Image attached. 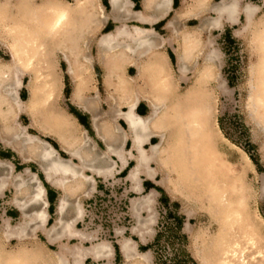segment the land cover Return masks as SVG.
<instances>
[{"label":"bare ground","instance_id":"1","mask_svg":"<svg viewBox=\"0 0 264 264\" xmlns=\"http://www.w3.org/2000/svg\"><path fill=\"white\" fill-rule=\"evenodd\" d=\"M73 2L71 5L68 0H0V45L7 48L10 56L9 61L0 58V140L22 156L24 162L29 158L36 160L45 180L63 191L56 222L48 228L47 191L39 175L28 167L15 172L10 163L0 160V193L12 187L15 193L13 204L24 216L16 227L5 223L0 228V264H29L31 254L27 249L11 251L5 244L13 240L25 244L28 239H38V232L45 235L49 244H59L60 249L50 257L33 255L35 264H71L69 255L73 256L74 264H83L84 258L90 254L95 260L113 257L114 248L109 243H98L87 249L63 243L65 239H85V235L76 228L77 221L84 214L82 203L78 200L73 202L71 209L74 215L67 218L65 214L70 208L67 198L73 196L82 183L94 182L85 170L93 173L110 171L114 167L112 156L115 155L126 163L128 158H122V152L128 140H131L135 151H129V158L134 162L129 174L131 180L139 181L140 174L154 179L161 172L162 176L155 182L170 196L181 195L186 204L194 198L188 190L191 187L198 191L202 205L208 208L216 224L214 233L202 237V247L194 253L193 257L200 264H264V218L250 209L253 193L247 182L249 165L253 163L240 147L230 143L243 153L248 165L241 163L237 155L225 146L223 140L228 142L229 139L222 135L212 98L205 87L211 77L210 68L217 56L215 52L206 54L202 63H192L197 72L191 87L183 95L176 93L174 82L166 77L167 95L173 97L174 109L177 108L168 116L171 103L165 102L162 96H156L154 89L156 83L163 80L162 75L167 73L160 51L163 42L156 41L154 29L135 25L132 30H127L122 24L100 36L96 42L100 59L107 55L111 58L131 56L147 59L146 64L133 61L132 66L136 65L139 76L152 90L147 95L151 108L148 115L137 113L138 97L127 104L126 110L108 115L103 134L100 133L107 152H99L75 116L58 105L63 86L56 56L61 54L67 66L66 74L73 81L71 101L86 111L91 109L94 100L85 96L87 79L84 78V63L92 62L91 56L86 54L88 37L109 18L104 13L101 0ZM110 2L114 11L120 9L122 2L129 5V0ZM195 3L199 6L200 0H195ZM171 5L172 0H160L156 5L160 13L151 17L147 12L152 8V2L144 0L143 10L135 12V15L141 24L153 25L166 16ZM239 5L240 0H222L210 8L216 16L202 20V23L220 27L223 20L238 23L243 16L246 22L237 34L253 32L256 86L249 97V104L260 127L264 125V17L258 22L256 14L259 7L247 5L240 8ZM127 12V15L134 13L132 10ZM114 19L120 21L121 14H115ZM193 36L197 37L195 32H182L184 44L174 51L177 70L184 78L190 70L187 55L200 44L197 38L194 48L190 45ZM151 70L154 71L153 76ZM27 74L29 81L25 83ZM22 89L28 92L26 99L21 97ZM21 115L27 116L30 124H21L18 121ZM96 116L93 115L94 126L99 133ZM118 119L126 122L127 129L118 124ZM31 129L56 139L71 158H62L50 142L33 135ZM153 137L159 140L150 142ZM171 162L175 170L170 166ZM152 164H156V168ZM156 193L152 191L145 198L133 200V208L149 204L150 197ZM185 215L189 218L193 211L186 210ZM145 225L140 221L138 226ZM139 227L134 229L139 230ZM141 239L145 240L144 237ZM119 246L127 264H136L139 259L148 260V254L140 253L130 238L120 240Z\"/></svg>","mask_w":264,"mask_h":264},{"label":"rangeland","instance_id":"2","mask_svg":"<svg viewBox=\"0 0 264 264\" xmlns=\"http://www.w3.org/2000/svg\"><path fill=\"white\" fill-rule=\"evenodd\" d=\"M101 1L107 15H110L111 9L108 0ZM133 1L135 9L140 10L142 8V1ZM220 1L205 0V6L196 8L193 6L195 3L194 0H174V10L168 20H171L176 13H179V19L176 21L178 30H174L172 27L166 28V21L155 26V29L165 41L163 51L168 56V62L173 71L175 91L179 95H183L188 91L197 72L196 67L192 66L191 63L188 65L190 70L185 79L177 70V62L173 50L179 47L182 32H195L199 38L200 45L206 44L203 47V51H214L217 55L215 64L211 65V77L205 87L212 98L215 118L222 131V135L227 140L229 139L228 142L223 140L225 141V146L234 155H237L241 163L248 165L243 153L237 148H234L230 143L240 147L248 154L253 163L252 166L249 165L250 173L247 179L248 185L253 193L250 209L264 218V191H262L264 180V125L259 127L256 124V118L251 114L252 109L249 104V97L256 86L255 77L253 76V70L256 66L253 32L246 31L240 35L237 34V31L242 30L246 22L243 16L240 17L239 22L235 25L225 23L221 29L212 31L206 28L200 29V19L213 16L207 9L208 5ZM247 5L260 8L256 14V19L259 22L264 17V0H240V8L246 7ZM197 12H200L199 16L194 15ZM133 24H135L133 20L127 21L129 28ZM116 25V22L108 19L104 27L95 34V37L101 33L113 30ZM90 54L93 55V63L90 66L87 65L84 70V78L86 77L87 79L85 95L95 97L97 94L99 96V108L101 112H104L109 107L107 97L113 89L105 82V68L101 61L96 58V48L93 42L90 43ZM0 58L3 61L10 60L7 48L1 45ZM56 59L58 68L60 69V75L62 74L63 86L61 96L58 99V103L60 102L58 105L78 117L79 122L86 129L87 134L96 142L99 150L104 151L105 145L96 137L91 129V116L71 102L73 82L65 74L66 64L62 61L61 54L58 53ZM196 59H198L197 61L199 63H202L200 56ZM129 68L130 66H127V73L130 76H135L136 70L131 68L128 71ZM181 77L182 79H180ZM28 81L29 75L27 74L25 83ZM136 85L138 89L145 88V85L141 82H137ZM21 97L23 99L28 97L26 89L21 91ZM167 98L168 104L171 103L169 104L168 116H171L174 114V111H177V108L174 109L173 97L168 94ZM148 112L149 108L143 101L140 107V113L146 115ZM18 121L24 125L29 124V120L25 115H21ZM120 124L125 128L122 122ZM31 133L43 137L59 149V146L53 139L42 136L38 131L31 130ZM156 141L154 140V142ZM127 147L130 148V146ZM60 153L66 157L64 153ZM0 160L12 163L15 172H22L28 167L31 171L38 173L43 178L39 165L32 162H23L15 152L5 147L1 142ZM115 163H117V160H115ZM172 164L171 162L170 166ZM132 165L133 162L130 161L126 169H122L123 171L115 173L108 179L97 178L96 188L91 195L88 198L80 197L84 209V216L77 222L76 228L90 238L88 240L78 238L72 240L65 239L63 243L78 248H90L92 245L104 242L113 246L114 257H112L111 263L109 257H105L100 260L86 258L83 260V264H127L119 246V241L124 238H131L136 242L137 250L140 253L148 254V260L146 262L139 259V261H136V264H156L157 255L161 261L166 260L168 263L172 259V262L176 260L180 264H200L193 257L194 253L202 247L201 238H206L214 233L216 223L212 221L208 208L202 205L203 201L197 193L198 191L189 187L188 190L194 198L185 204L181 195L176 197L169 196L163 188L143 177V191L137 194L133 191V182L127 179ZM119 166L120 164L116 167ZM172 169L175 170V166ZM45 187L47 189V198L50 202L47 223L48 228H50L57 219L56 207L61 193L48 184H45ZM152 189L158 192L155 196L152 209L149 211L142 209L138 214H135L132 209L131 200L134 198H144ZM14 196L15 193L11 187L3 191V194L0 195V228L5 223L16 227L23 221L22 213L12 203ZM175 204H179V208H175ZM34 208H37V206ZM168 208L170 211L167 210ZM177 209L186 218L183 233L187 236V240L179 238V231L176 228L174 219L169 216V212H175ZM186 210H192L193 215L188 218L185 215ZM150 218L153 219L152 222H150ZM140 221L146 225L139 227ZM168 222H174L172 225L173 230L171 231L166 228ZM187 224L188 226H186ZM134 227L143 229L142 231L145 233L146 238L144 241L133 233L132 230ZM158 232L162 233L159 243L155 244L151 249H142L154 243ZM37 235L38 239H28L25 244H20L13 240L12 242H7L5 246L7 250L11 251L19 248L27 249L31 254V257L28 258L29 264H35L32 259L33 255L36 256V254H39L44 257H50L53 252L60 249L59 244H49L42 232H38ZM181 249L190 254L194 263L191 261L182 262V260H185V256ZM46 254L49 255L47 256ZM70 257L71 255H69V259Z\"/></svg>","mask_w":264,"mask_h":264},{"label":"crops","instance_id":"3","mask_svg":"<svg viewBox=\"0 0 264 264\" xmlns=\"http://www.w3.org/2000/svg\"><path fill=\"white\" fill-rule=\"evenodd\" d=\"M142 2H141V5H142V8L139 10V9H135V5H134V1L133 0H129V5H125V2H122V4H121V7H120V9L119 10H116V11H114L113 10V8H112V6H111V2H110V0H108V4H109V6H110V9H111V13H110V15H107V13H106V11H105V7H104V5L102 4V1H101V4L103 5V7H104V13L108 16V18L110 19V20H112V21H114V22H116V26H115V28L113 29V30H111V31H108V32H112V31H114L115 29H116V27L117 26H120V25H124L125 26V28L127 29V30H132V28H133V26H139V27H142V28H147V29H154V31L156 32V36H155V38H156V41L157 42H163V47L160 49V51H161V55H162V57H163V60L165 61V63H166V68H167V73L166 74H163L162 75V78H163V80H161V83H156V85H155V88L154 89H156V96H162V97H164V99H165V102H166V100H167V103H168V95H167V92H168V89H169V87H168V83H167V78L166 77H168L169 79L168 80H172V82H174V76H173V71H172V69H171V66H170V63L168 62V56L166 55V53H164V51H163V48H164V44H165V41H164V39L160 36V34L159 33H157V31H156V29H155V26H157V25H159V24H161L162 22H165V27L166 28H174V30H178L177 29V27H176V24H177V20L179 19V13H176L175 15H174V17L171 19V20H168V18L170 17V15H171V13H172V11L174 10V0H172V5H171V9H170V11L166 14V16H164L161 20H159L158 22H156L155 24H153V25H151V24H141L138 20H137V18H136V15H135V12H139V11H142L143 10V5H144V0H141ZM159 1L160 0H151V2H152V8L147 12L151 17H154V16H157L160 12L156 9V5L159 3ZM186 1V0H185ZM222 1V0H221ZM220 1V2H221ZM68 2L71 4V5H73L74 4V2H73V0H68ZM194 2H195V0H194ZM220 2H216V3H212V4H209L208 5V11L210 12V13H212L213 14V16L212 17H215L216 15H215V13L213 12V11H211L210 10V8L212 7V6H215V5H217L218 3H220ZM197 3V2H196ZM196 3H194V7H196V8H202L203 6H205V0H200V4H198L199 6H197V4ZM239 7H240V5H239ZM127 10H132L134 13L131 15V13L129 12V14L127 15ZM115 14H117V15H119L120 16V14H121V20L120 21H116L115 19H114V15ZM195 16H199L200 15V12H197L196 14H194ZM177 16V17H176ZM212 17H210V18H212ZM176 18V19H175ZM206 19H209V18H201L200 19V27L201 26H203L202 28H206L207 30H217V29H221L223 26H224V24L225 23H228V24H231V25H235L236 23H232V22H230V21H228V20H223L221 23H222V25L220 26V27H213V26H209V25H206V24H208V23H202V20H206ZM108 20V19H107ZM107 20L106 21H103L101 24H99L98 25V27L97 28H95V30L93 31V33H92V35L90 36V37H88V53H86L87 55H90L91 56V58H92V62H89V63H84V67H86L87 65L88 66H90V65H92V63H93V55H91L90 54V43L91 42H93V44H94V46H95V48H96V42H97V40L100 38V36H102L104 33H101L100 35H98L97 37H95V34L96 33H98L103 27H104V25H105V23L107 22ZM130 20H133L134 22H135V24H133L132 25V27L131 28H129L128 27V25H127V21H130ZM173 21V23H171ZM202 28H200V29H202ZM108 32H105V33H108ZM175 32H177V31H175ZM183 32H189V33H193L192 31H183ZM179 36V35H178ZM181 36V35H180ZM193 39H192V43L190 44L193 48H194V46H195V40H197V38L198 37H195V36H193L192 37ZM198 40H199V38H198ZM183 45L184 44V40L182 39V37H181V43L179 44V45ZM206 46V44H202V45H200L199 44V48L197 47L196 49H191L190 50V52H189V54L187 55V57H188V59H186V61H188V63L190 64L191 63V65H192V63H194V62H199V61H197L198 59H196V58H199V56H200V58H201V61H202V59H203V57L206 55V54H208V53H210L211 51H203L204 50V48L203 47H205ZM175 51V48H174V50H173V54L175 55V57H176V62H177V56H176V53L174 52ZM98 51H97V48H96V58L97 59H99L100 61H101V63L103 64V67L105 68V82H106V84L107 85H109V87L110 88H112L113 89V91L112 92H110L109 93V95H108V97H107V102H108V105H109V107H108V109L106 110V111H104V112H101V110H100V108H99V96L96 94V96L95 97H89V96H86V97H88V98H91V100L93 99L94 101H92L93 102V104L91 105V109H89V110H84L83 108H82V106H80L79 104L77 105L76 103H74V102H72L74 105H76L77 107H79V108H81L83 111H85V112H87L90 116H91V129H92V131L95 133V135H96V137L105 145V150L104 151H100L99 150V148H98V146H97V144H96V142L91 138V136L89 135V134H87V131H86V129H84V127L82 126V124L79 122V119H78V117H76L75 115H73L71 112V114L73 115V116H75V118L77 119V121H78V123L81 125V128L83 129V131L86 133V135L91 139V141L96 145V147L98 148V150H99V152H107V147H106V143H105V141H104V139L102 138V136L100 135V133L101 134H103V127H104V124H106L107 123V118H108V115L111 113V112H116V111H118V110H122V111H124V110H126V106H127V104L129 103V102H131L135 97H138L139 98V101H138V104H137V106H136V111H137V113L139 114V115H141V116H146V115H148L149 114V112L151 111V108H150V104H149V100H148V97H147V95L149 94V93H151V86H149L146 82H144L143 80H142V78L139 76V74H138V70H137V67H136V65L135 66H132V63H133V61H136V64H146L147 63V59L146 58H133V57H131V56H122V57H114V58H111L109 55H107V56H104L102 59H100V58H98V53H97ZM195 53H196V55H197V57H196V55H195ZM196 57V58H195ZM216 58H217V56H216ZM216 58L214 59V64H215V61H216ZM63 61V60H62ZM194 61V62H193ZM64 62V61H63ZM65 63V62H64ZM66 64V63H65ZM127 66H130V68L128 69V71H130V69L131 68H134L135 70H136V75L135 76H130L129 75V73H127ZM193 66V65H192ZM66 70H67V66H66ZM66 70H65V74H66ZM151 72H152V70H151ZM153 73H154V71L151 73V76H153ZM67 75V74H66ZM168 75V76H167ZM68 76V75H67ZM70 79H71V77L70 76H68ZM186 78V77H185ZM184 78V79H185ZM26 79V78H25ZM180 79H182V77L180 78ZM72 80V79H71ZM25 81V80H24ZM73 82V81H72ZM137 82H141L142 84H144L145 85V88L144 87H142V88H137L136 86V83ZM175 84V83H174ZM175 86V85H174ZM23 90V89H22ZM21 90V91H22ZM20 91V92H21ZM71 95H72V93H71ZM145 102L146 104H147V106H148V108H149V112L146 114V115H143L144 113H140V107H141V105H142V102ZM94 114H97V124H98V127H99V133L97 132V130H96V128H95V126H94V117H93V115ZM27 117V116H26ZM19 118H20V116H19ZM28 118V117H27ZM20 120V119H19ZM28 120H29V124H30V119L28 118ZM117 122H118V124L122 127V125L120 124L121 122L125 125V128L124 127H122L123 129H127V124H126V122L124 121V120H121V119H118L117 120ZM24 125V124H23ZM32 130V129H31ZM31 130H30V132H31ZM35 131V130H34ZM41 137V136H40ZM45 137V136H44ZM42 139H44L43 137H41ZM46 138H48V137H46ZM44 140H46V139H44ZM55 142H56V144L59 146V149H57L51 142V144L54 146V148L57 150V152H58V154L62 157V158H65V159H69V158H71L70 156H69V154L66 152V150L63 148V146H62V144L60 143V142H58L56 139H53ZM154 140H159V138H156V137H153V138H151V140H150V142H152V143H156V142H154ZM46 141H48V140H46ZM0 142H1V140H0ZM49 142V141H48ZM2 143V142H1ZM127 146H130V148H128ZM6 147V146H5ZM7 148H10V150H12L13 152H15L16 154H17V152L13 149V148H11V147H7ZM124 150H123V152H122V158H124V159H127L126 160V163L121 159V157L120 156H112V162H113V165H114V167H112L111 168V170L110 171H107V172H102V173H93L92 171H90V170H85V173L87 174V175H90V176H92L93 178H94V182H90V183H82V185L76 190V192H75V194L73 195V196H70V197H68L67 199H68V207H70L69 208V210L67 211V213L65 214V217H67V218H71L73 215H74V213H73V211H72V209H71V207H72V205H73V202H75L76 200H78V201H80L81 202V200H80V197H83V198H88L90 195H91V193L95 190V188H96V184H97V181H96V179L97 178H101V179H108V178H110L111 176H113L115 173H119V172H121V171H123L124 169H126L127 167H128V165H129V163H130V161H132L133 162V160H131L130 158H129V155H130V153H129V151H132L133 153H135V151L134 150H132V143H131V140H128L127 141V143H126V145L124 146V148H123ZM60 152H62V153H64L65 155H66V157H64V156H62V154L60 153ZM18 155V154H17ZM22 160H23V157L22 156H20V155H18ZM27 156H29V154H27ZM115 160H117V163H115ZM72 161H74L75 163H78V160L77 159H75V158H72ZM23 162H24V160H23ZM27 162H32V163H35V164H37V165H39L38 164V162L36 161V160H32V158H29V160L27 161ZM27 162H25V163H27ZM12 166H13V164L12 163H10ZM120 164V166L119 167H116L117 165H119ZM133 164H134V162H133ZM154 165H155V167H154ZM152 166L154 167V168H156V164H152ZM14 168V167H13ZM123 169V170H122ZM131 169V168H130ZM38 174V173H37ZM129 174H130V170H129V172H128V176H127V179H128V181L130 180L131 182H133V191H135L137 194H140L142 191H143V184H142V180H143V177H145L148 181H150L151 183H154V184H156V180L158 179V178H160L161 176H162V173L161 172H159L156 176H155V178L154 179H151V178H148L145 174H140V176H139V181H133V180H131L130 178H129ZM39 175V174H38ZM161 175V176H160ZM39 178L42 180V182H43V185L45 186V184H48V185H50L46 180H45V177L43 176V178H41L40 177V175H39ZM157 185V184H156ZM51 186V185H50ZM158 186V185H157ZM159 187H161V186H159ZM12 188V187H11ZM46 188V187H45ZM54 188V187H53ZM161 188H163V187H161ZM6 189H8V188H6ZM6 189H4V190H2V192L0 193V195L1 194H3V191H5ZM55 189H57V188H55ZM57 190H59L60 191V193H61V195H60V197H59V200H58V204H57V207H56V214H57V208H58V206H59V204H60V201H61V198H62V196H63V191L62 190H60V189H57ZM163 190L168 194V192H167V190L165 189V188H163ZM46 191H47V189H46ZM152 191H155V192H157L156 190H154V189H152L145 197H147ZM158 194V192L156 193V194H154L152 197H150V203L149 204H144V206H139V208H137V209H134L133 208V205H132V201L133 200H139V199H141V198H134V199H132L131 200V205H132V209H133V211H134V213L135 214H138V212L140 211V210H142V209H146V210H151L152 209V206H153V204H154V201H155V196ZM169 196H170V194H168ZM144 197V198H145ZM14 199V198H13ZM152 199V200H151ZM47 201H48V203H49V205H50V202H49V200H48V198H47ZM12 203H13V200H12ZM82 203V202H81ZM16 207V206H15ZM17 208V207H16ZM148 208V209H147ZM18 209V208H17ZM48 209H49V206H48ZM18 211H20L19 209H18ZM21 212V211H20ZM49 214V213H48ZM23 215V214H22ZM68 216H70V217H68ZM83 216H84V214H83ZM24 217V216H23ZM58 217V216H57ZM49 218V217H48ZM83 218V217H82ZM81 218V219H82ZM151 219V221L153 220L152 218H150ZM79 221V220H78ZM77 221V222H78ZM77 224V223H76ZM133 233L135 234V235H138L140 238H142V237H144L145 238V233H143V236H141V230L139 229V230H135L134 228H133ZM90 237L89 236H86L85 235V239H81V240H88ZM72 239H77V238H72ZM72 239H70V240H72ZM131 239V238H130ZM146 239V238H145ZM134 241V240H133ZM10 242H12V241H10ZM135 242V241H134ZM136 243V242H135ZM91 248V247H90ZM85 249H87V248H85ZM121 250V249H120ZM122 253V252H121ZM113 257H114V255H113ZM86 258H92V259H94L93 257H92V254H90V255H88V256H86L84 259H86ZM70 259H71V264H74V258H73V256L71 255V257H70ZM109 260H110V263H111V260H112V257L110 258L109 257Z\"/></svg>","mask_w":264,"mask_h":264},{"label":"trees","instance_id":"4","mask_svg":"<svg viewBox=\"0 0 264 264\" xmlns=\"http://www.w3.org/2000/svg\"><path fill=\"white\" fill-rule=\"evenodd\" d=\"M175 208H179V204H175ZM167 210L170 211L169 208ZM169 216L174 219V222L176 224V228L179 231V238L187 240V236L183 233V228H184L185 220H186L185 216L180 214L178 209L175 212H169ZM174 222H168L166 228L169 229L170 231L173 230L172 225L174 224ZM161 237H162V233L158 232L156 237H155L154 243L150 244V245H148V246H146V247H144L142 249L147 250V249L153 248L155 244L159 243ZM181 250H182V252L184 253V256H185V260H182V262L191 261L192 263H194L193 262V258H191L190 254L187 253L183 249H181ZM156 264H180V263H178L176 260H175V262H172V259H171V261L169 263L166 260L165 261H161L159 259L158 255H157Z\"/></svg>","mask_w":264,"mask_h":264}]
</instances>
